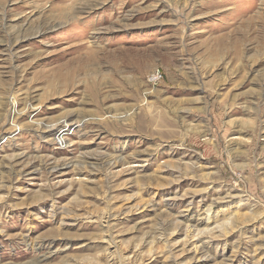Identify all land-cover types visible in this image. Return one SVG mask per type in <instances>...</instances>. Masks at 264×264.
Returning <instances> with one entry per match:
<instances>
[{
    "label": "rangeland",
    "instance_id": "obj_1",
    "mask_svg": "<svg viewBox=\"0 0 264 264\" xmlns=\"http://www.w3.org/2000/svg\"><path fill=\"white\" fill-rule=\"evenodd\" d=\"M0 264H264V0H0Z\"/></svg>",
    "mask_w": 264,
    "mask_h": 264
},
{
    "label": "built area",
    "instance_id": "obj_2",
    "mask_svg": "<svg viewBox=\"0 0 264 264\" xmlns=\"http://www.w3.org/2000/svg\"><path fill=\"white\" fill-rule=\"evenodd\" d=\"M161 77V70L160 69H156L154 70L151 75H150V80H153V81H157L159 80ZM13 120V119H12ZM16 120V119H15ZM80 121H77L74 125L76 126H73L70 130H74L75 128L79 127L80 125L78 124ZM12 126H14V130L11 132L12 135H8L6 137H11V136H14L16 135V133H18L20 131V128L19 125L15 124V123H12ZM66 126V125H65ZM68 126L64 127L67 129ZM64 128H61V129H58L55 131V134L53 135V143L55 145V147L57 148H65L67 146V141H68V134L70 132V130H66L65 134H62L61 133V130L64 129Z\"/></svg>",
    "mask_w": 264,
    "mask_h": 264
},
{
    "label": "bare ground",
    "instance_id": "obj_3",
    "mask_svg": "<svg viewBox=\"0 0 264 264\" xmlns=\"http://www.w3.org/2000/svg\"><path fill=\"white\" fill-rule=\"evenodd\" d=\"M18 76V75H17ZM3 86V85H2Z\"/></svg>",
    "mask_w": 264,
    "mask_h": 264
}]
</instances>
